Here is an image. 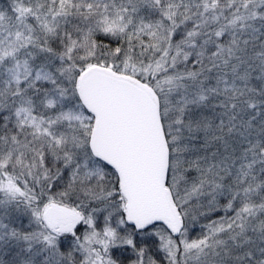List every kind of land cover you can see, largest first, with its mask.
<instances>
[{
	"label": "snow or ice",
	"instance_id": "snow-or-ice-1",
	"mask_svg": "<svg viewBox=\"0 0 264 264\" xmlns=\"http://www.w3.org/2000/svg\"><path fill=\"white\" fill-rule=\"evenodd\" d=\"M0 264H264V0H0Z\"/></svg>",
	"mask_w": 264,
	"mask_h": 264
}]
</instances>
